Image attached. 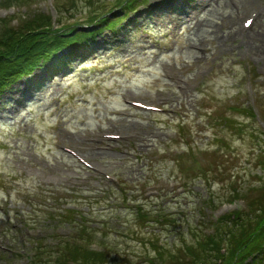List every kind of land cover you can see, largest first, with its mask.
I'll use <instances>...</instances> for the list:
<instances>
[{
	"label": "rangeland",
	"instance_id": "1",
	"mask_svg": "<svg viewBox=\"0 0 264 264\" xmlns=\"http://www.w3.org/2000/svg\"><path fill=\"white\" fill-rule=\"evenodd\" d=\"M121 1L0 0V18L14 16L11 25L31 12L49 14L55 27L80 22V30L93 28V12L118 21L0 95V264H33L46 249L53 255L42 264H56L57 248L89 234L84 244L107 254L99 264H218L214 255L191 257L201 252L197 241L221 228L228 203L263 207L264 48L252 45H261L264 0L238 3L235 13L230 1H212L198 14L212 26L196 31L190 21L175 32L156 0L130 14ZM261 4L244 37L239 14ZM229 13L236 23L216 38ZM20 90L26 99L15 98ZM257 256L264 264V253Z\"/></svg>",
	"mask_w": 264,
	"mask_h": 264
},
{
	"label": "trees",
	"instance_id": "2",
	"mask_svg": "<svg viewBox=\"0 0 264 264\" xmlns=\"http://www.w3.org/2000/svg\"><path fill=\"white\" fill-rule=\"evenodd\" d=\"M137 3L138 0H131L127 2V5L134 8ZM30 15L24 19L20 18V22L16 26L10 25L13 17L1 19L0 93L23 74L32 72L40 62L58 58L67 47L74 44V40H76L75 43H81L89 37H94L103 29L106 22L104 14L91 13L89 22L95 29L76 33L77 35L70 37L69 35L76 31L74 24L66 22L60 27H54L49 14L31 12ZM98 20L99 23H97ZM59 60L63 61L64 58L60 56ZM261 164L264 168V159ZM262 197L264 198V196ZM260 205L263 207H259L258 211L254 210L252 217H247L249 214L244 215L243 212L238 211L223 216L219 220L222 229L218 228L204 240H198L199 245L203 244L200 246L201 252L199 255H195L192 250V257L201 259V253H203L206 259L214 255L218 264H255L256 256L252 257V255L258 251L259 254L264 253V203H260ZM230 224H233L236 229H233ZM88 238L92 239L90 234ZM224 242L227 243L225 253L222 251ZM38 245L41 244L38 243ZM47 250L38 251L37 254H41V256L33 258V264H42L44 255H53V251L48 253ZM49 251L51 250L49 249ZM54 253L56 264H99L105 258V253L89 250L80 240H69Z\"/></svg>",
	"mask_w": 264,
	"mask_h": 264
},
{
	"label": "bare ground",
	"instance_id": "3",
	"mask_svg": "<svg viewBox=\"0 0 264 264\" xmlns=\"http://www.w3.org/2000/svg\"><path fill=\"white\" fill-rule=\"evenodd\" d=\"M156 1L157 2L152 3V7L158 5V8L165 14V17H164L165 21L170 22L172 24V31H174V32L176 31L177 27L181 23H186V22H190V21L196 22V31L202 29V26H204V25L212 26V21H211L212 19L199 18L198 14L201 11H203L204 9H206L207 7L211 6L212 1H215L216 5H218V0H198V2H196V4L186 5V6H181V7H178L174 4L175 0H156ZM229 1L234 4L232 7L234 8V10H235L234 13H235L236 7L238 6L236 4L239 3L240 5L242 4V6H243V4L250 2L252 0H226V3L223 4V7H228ZM161 4H163V5H161ZM214 11H215L214 6L211 9H209V13H212ZM216 13H219V11L216 10ZM234 13L224 14V16H222L221 21L217 23V25H220V27H218L216 30H214L216 33V38H220L223 35V34L220 35V32H223L222 28L224 26H228V25L231 26V25H234L236 23V19L234 18ZM251 27H253V25ZM261 31H262V33H261L262 35H259V34L258 35L262 36V37L258 38V40L260 42L257 41V43H260L261 45H259V44L252 45V47L258 48V50L260 48H264V38H263L264 37V28ZM261 31H259V32H261ZM251 39H253L255 42L256 41L255 39H257V38L255 36L254 38L252 37ZM14 96H15V98H17V100H24V99H26L27 95L25 94V92H23V90H20V91L15 92Z\"/></svg>",
	"mask_w": 264,
	"mask_h": 264
}]
</instances>
